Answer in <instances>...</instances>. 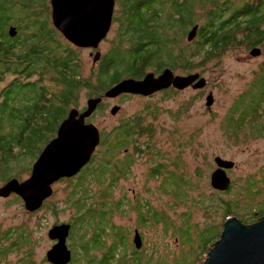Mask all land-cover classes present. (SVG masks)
<instances>
[{"label":"rangeland","instance_id":"374dc122","mask_svg":"<svg viewBox=\"0 0 264 264\" xmlns=\"http://www.w3.org/2000/svg\"><path fill=\"white\" fill-rule=\"evenodd\" d=\"M168 4H165L167 12L170 10ZM120 8V2L116 0L115 17ZM192 28L189 26L183 34L181 30L176 32L175 27L170 35L171 38L178 37L180 47H177L184 54L187 52L183 48L195 44L198 38L197 33L192 40L188 39ZM119 30V24L113 21L106 38L97 48H81L85 73L98 70L102 56L115 43H127L125 35L119 37ZM253 48H260L261 54L252 55ZM179 50L176 49L174 54H179ZM97 52L100 55L94 61ZM200 56L189 63L192 65L190 69L182 67L185 65L184 58L172 69L182 75L200 72L207 81L204 87L195 89L190 85L184 89L164 90L152 96L126 93L116 98H106L88 119L96 123L102 132V141L89 164L98 166L99 162L109 160L115 169L108 174L106 182L89 183L87 196L91 197L88 201L96 206L105 204L108 210L112 209L113 222L125 229L129 253L136 248L135 231L140 232L143 245L138 250L144 251V259L150 260L148 264H178L177 260L182 261L201 245L198 236L206 226L213 225L222 231L229 216L252 224L256 222L251 218L255 212L264 215L261 211L264 210V129L259 132L249 126L252 125L251 120L264 126V102L256 116L245 119L243 127L229 121L231 115H241L243 104L250 96L244 98L237 112L230 111L231 107L243 94L252 91L259 80L258 73L264 66V44L250 46L244 42L212 60H202ZM148 71L154 72V69ZM210 92L214 95V102L209 106L207 96ZM90 97L87 88L81 89L76 107L84 109ZM115 105H119L120 109L112 114L111 109ZM126 121L130 124L142 123L145 132L131 135L127 143L113 147L104 155L109 140H103L116 134L115 131ZM217 156L235 162L232 168L227 169L232 178L230 190L219 191L211 186ZM154 168H159L157 171L160 175L154 173ZM114 171L119 178L115 185L110 186ZM30 173L31 170H24L19 178L24 180ZM170 175L189 182L183 187L186 192L183 197L176 196L171 190H175V185ZM75 181L76 178L73 183ZM167 185L169 191H165ZM70 190L69 181L55 183L53 195L46 200L45 206L35 212L27 211L22 198L16 194L0 197V264H24L27 253L32 264H53L46 254L56 240L48 236V231L54 224L71 220L74 211L71 204L66 203ZM138 201L157 209L162 216H166L165 221L151 219L148 223L140 224L141 214L148 215L149 208L138 211L135 207ZM50 205L59 211L52 212ZM178 227L187 228L193 240L188 242L184 239ZM24 228L33 236L30 246L11 248L13 240L5 238L4 233L12 229L13 237L16 231ZM107 239L109 244L112 239ZM70 242L69 237V248ZM120 253H123V249ZM205 255L199 259V264ZM191 259L194 258L191 256Z\"/></svg>","mask_w":264,"mask_h":264},{"label":"trees","instance_id":"16d2710c","mask_svg":"<svg viewBox=\"0 0 264 264\" xmlns=\"http://www.w3.org/2000/svg\"><path fill=\"white\" fill-rule=\"evenodd\" d=\"M119 2L121 8L116 17L114 15V23L119 24V37L125 35L127 43H115L102 56L99 69L94 73H85L82 49L70 43L52 24L50 0H0V183L13 177L19 178L21 172L31 170L69 110L79 103L81 89L87 88L91 97L102 95L124 76L139 79L151 68L160 73L165 67L178 65L181 58L185 60L182 67L190 69L192 65L189 63L195 61L196 56L212 60L244 42L250 46L264 44V0H241L240 3L233 0ZM166 3H169L171 12L166 11ZM198 23V38L195 44L183 48L187 52L184 54L179 50L178 37L171 38V32L176 27V32L181 30L185 34L189 26ZM10 24H18L19 33L15 36H10L8 32ZM176 49L179 54L175 55ZM258 74L259 80L252 91L243 94L231 107L230 111L239 110L244 98L250 96L246 105L243 104L241 115L236 113L229 118L240 127L245 125L247 117L258 114L264 102V66ZM250 122L252 125L249 126L253 129L259 132L264 129L257 121ZM128 123L124 122L115 131L116 134L103 140H109L104 155L113 147L127 143L131 135L145 132L142 123ZM139 126L141 128H137ZM109 163V160L99 162L98 166L91 163L76 176L61 179L71 184L66 203H70L74 211L71 220H68L72 224L69 237L73 251V258L68 264L150 262L144 259V251L138 248L129 253L125 229L113 222L112 209L108 210L105 204L96 206L88 201L91 197L87 196L89 183L96 181L102 184L115 170ZM157 169L154 168V173L160 175ZM74 178L76 181L73 183ZM117 178L118 174L114 171L109 185H115ZM171 180L175 185V190H171L176 196L183 197L186 194L183 187L189 182L172 176ZM165 191H169L168 185ZM45 204L46 201L43 206ZM146 204L138 201L135 207L140 211L147 207ZM49 207L52 212L59 211L56 207L53 209V205ZM261 211L264 214V210ZM148 212V215L141 214L140 224L151 219H166L154 207ZM262 216L255 212L251 218L257 222ZM178 229L188 242L193 240L187 228ZM11 230L4 233L5 238L13 240L11 248L30 246L33 236L26 228L16 231V238L12 237ZM221 233V229L213 225L206 226L198 236L201 245L176 263L199 264V259L205 253L206 259L210 247L221 237ZM108 237L112 239L109 244ZM25 257L24 264H32L28 253Z\"/></svg>","mask_w":264,"mask_h":264},{"label":"water","instance_id":"95a60500","mask_svg":"<svg viewBox=\"0 0 264 264\" xmlns=\"http://www.w3.org/2000/svg\"><path fill=\"white\" fill-rule=\"evenodd\" d=\"M53 25L76 47L97 48L106 38L111 28L116 0H50ZM199 24L193 26L188 39L198 33ZM10 36L17 34V28L10 25ZM260 48H253L252 55H260ZM97 52L94 61L99 58ZM207 84L200 72L188 75L176 74L171 67L164 68L159 74L147 72L143 78L127 77L105 90L102 95L88 98L84 109L71 108L60 123L56 135L49 140L34 161L28 178L21 180L13 177L0 186V197L12 194L20 196L27 211L39 210L54 193V184L63 178L79 174L89 164L101 143L102 133L99 126L88 119L102 104L104 98H116L121 94H140L150 96L156 92L174 87L184 89L190 85L202 88ZM214 95L207 96V105H212ZM120 109H111L116 114ZM217 168L211 174V186L219 191H227L232 186V178L227 169L235 164L221 156L215 157ZM72 224H54L48 236L56 240L47 251V259L53 264H68L73 257L67 240ZM136 248L143 245L142 236L135 231ZM203 264H264V216L252 224L243 223L236 216L227 217L221 237L210 247Z\"/></svg>","mask_w":264,"mask_h":264},{"label":"flooded vegetation","instance_id":"af4514ba","mask_svg":"<svg viewBox=\"0 0 264 264\" xmlns=\"http://www.w3.org/2000/svg\"><path fill=\"white\" fill-rule=\"evenodd\" d=\"M113 21H114V18H113ZM10 25H12V24H10ZM9 25V26H10ZM16 28H17V34L19 33V29H18V26H16V25H14ZM159 74V73H158ZM182 75V74H181ZM144 77V76H143ZM169 89V91H171V90H176L177 88H174V87H171V88H168ZM168 89H165L166 91L168 90ZM162 91H164V90H162ZM159 92H161V91H159ZM156 93H158V92H156ZM128 94H130V93H128ZM155 94V93H154ZM154 94H152V95H154ZM138 95H140V94H138ZM152 95H150V96H152ZM106 98H104V100H105ZM103 100V101H104ZM103 103V102H102Z\"/></svg>","mask_w":264,"mask_h":264},{"label":"bare ground","instance_id":"6f19581e","mask_svg":"<svg viewBox=\"0 0 264 264\" xmlns=\"http://www.w3.org/2000/svg\"><path fill=\"white\" fill-rule=\"evenodd\" d=\"M82 48H84V47H82ZM90 48V47H89ZM127 78V77H126ZM143 78V77H142ZM140 79V78H139ZM57 133V132H56Z\"/></svg>","mask_w":264,"mask_h":264}]
</instances>
